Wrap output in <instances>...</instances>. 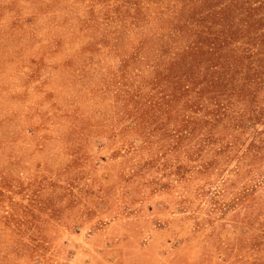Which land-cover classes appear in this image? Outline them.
<instances>
[{
	"label": "rangeland",
	"instance_id": "1",
	"mask_svg": "<svg viewBox=\"0 0 264 264\" xmlns=\"http://www.w3.org/2000/svg\"><path fill=\"white\" fill-rule=\"evenodd\" d=\"M0 264H264V0H0Z\"/></svg>",
	"mask_w": 264,
	"mask_h": 264
}]
</instances>
